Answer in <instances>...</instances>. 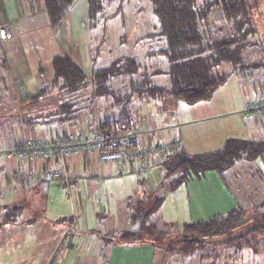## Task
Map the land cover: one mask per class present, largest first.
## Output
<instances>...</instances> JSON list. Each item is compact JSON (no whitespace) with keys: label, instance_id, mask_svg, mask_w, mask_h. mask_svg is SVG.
Masks as SVG:
<instances>
[{"label":"trees","instance_id":"16d2710c","mask_svg":"<svg viewBox=\"0 0 264 264\" xmlns=\"http://www.w3.org/2000/svg\"><path fill=\"white\" fill-rule=\"evenodd\" d=\"M76 1L31 0L30 4L44 11L49 26L57 29ZM123 1L85 0L83 23L89 32V69L66 52L52 57L49 75L39 66V90L21 103L23 124L93 120L100 134L105 135L113 132L116 120L131 119L135 123L132 115L139 100L162 101L169 96L193 104L209 99L233 73L241 71L243 75H252L253 69L264 67L262 14L258 9L261 1L264 5V0H149L157 28L143 36H157L164 44L145 53L166 58L168 86L152 83L147 66L129 53L117 54L107 65H100L98 59L107 40V22L117 15L123 18ZM113 4H116L114 12L107 13L105 9ZM99 27L100 33H93ZM252 49L260 50L255 53L260 54L258 60L244 57L255 56ZM10 94L4 64L0 61V103L8 100ZM103 107L119 108L121 117L98 119ZM178 143L174 153L165 155L159 164L161 187L145 196V200L131 205L132 228L122 231L117 240L163 246L159 241L169 237L164 250L174 251V257L181 256L178 264L189 261L192 264H231L230 258L235 253H222L223 247L264 248V212L258 211L264 206V198L254 203L253 217H247L245 208L237 203L223 213L185 221L180 227H171L173 223L161 225L155 218L167 193L180 185L201 180L208 171H215L223 183L233 189L226 172L241 160H260L264 165V138L229 137L218 148L195 153L182 148L181 141ZM131 163L137 162L131 160L128 165ZM149 165L145 163V167ZM257 169L254 172L264 181L262 170ZM20 209L19 206L5 208L0 221H14ZM220 244L223 247L219 250Z\"/></svg>","mask_w":264,"mask_h":264},{"label":"crops","instance_id":"0c3cea01","mask_svg":"<svg viewBox=\"0 0 264 264\" xmlns=\"http://www.w3.org/2000/svg\"><path fill=\"white\" fill-rule=\"evenodd\" d=\"M30 3L31 0H0V27H7L11 32L9 39L0 40V61L4 64L16 105L38 92V68L42 66L44 73L50 74L53 56L66 52L86 70L90 63L89 35L83 23L85 0L75 2L57 29L49 26L44 11ZM260 93L262 91L258 89L253 96ZM145 104L144 101L139 103L132 115L136 125L145 133L144 140L154 144L178 137L182 148L189 153L218 148L210 145L221 146L229 137L244 138L249 128L258 126V119H264L258 113L244 116L238 103V107L230 112L233 115L226 125H208L203 130L198 139L205 142V148L199 151L194 150L193 137L183 130L193 121L180 122L186 108L169 107L171 109L166 110L170 114L167 112L168 117L159 125L156 115L163 110H158V105L153 109ZM18 106H13V110L19 113ZM111 115V120L121 117L117 116V111L104 110L98 119L107 120ZM19 116L21 120L20 113ZM208 117L206 123L213 124V117ZM242 118L246 120L245 124ZM66 124L38 122L26 129L22 123L18 140L30 138V130L36 129L43 133L40 140L49 143L61 139L68 129H72L78 138L85 136L87 139L98 131L96 121L87 126L85 122H70L72 128ZM85 128L87 133L84 135ZM224 132L234 134L224 136ZM88 147L90 145L80 154L70 153L63 163L57 155L52 159L30 156L21 160L16 154L6 156L0 153V172L7 179L5 188L0 180V215L7 207L21 208L14 221L0 222V264H169L171 252H166L161 245L117 240L122 231L132 228L129 219L131 205L145 200V196L154 194L161 187L159 163L153 160L142 170L135 163L119 169L111 163H100L92 148ZM62 167L65 168L62 176L66 181L62 178L42 179L37 173L38 169ZM214 178L220 184L221 178L218 175ZM190 184L184 185L187 204L191 202L190 195L199 202L198 208L192 211L189 208L191 220L225 212L241 203L240 200L250 201L248 197H239L234 189L228 188L232 194H227L222 185ZM178 188L167 193L168 196ZM158 214L155 218L160 223ZM69 228L70 242L63 245Z\"/></svg>","mask_w":264,"mask_h":264},{"label":"rangeland","instance_id":"374dc122","mask_svg":"<svg viewBox=\"0 0 264 264\" xmlns=\"http://www.w3.org/2000/svg\"><path fill=\"white\" fill-rule=\"evenodd\" d=\"M263 2L261 1L258 9L261 12V25H260V34L263 37V41L261 46H263V52H264V5H262ZM116 4H113L109 8L105 9L107 13L114 12ZM104 11V12H105ZM123 18L121 19L120 15L115 16L114 18H111L106 25L107 28V40L103 44L102 53L98 59V64L100 65H107L117 54L122 53H129L135 56V58L142 64H145L146 71L150 75V80L154 84H158L161 86H168V76L165 73V70L167 69V60L164 56L155 54L153 56L147 55L145 52L148 49H156L161 47L164 43L163 40L158 38L157 36H150V37H144L143 35L154 32L157 28L156 25V18L154 17L153 13L151 12L149 0H125L123 1ZM125 21V22H124ZM219 21V20H218ZM124 22V24H122ZM103 28V27H102ZM101 28L99 27L97 31H93V33H100ZM87 33L89 34L88 30ZM143 36V37H142ZM121 39V40H119ZM93 42H96L95 40ZM260 52V50L252 49V54ZM255 59L258 60L259 56H251L250 54H247L244 57L246 59ZM246 61V60H245ZM44 71V69H43ZM261 73L260 75L257 73ZM49 75V74H48ZM260 89L262 93L260 95L253 96V92ZM214 94L207 100H201L196 101L193 104H187L181 100H173L169 96H165L164 99L158 100V101H144L145 107H152L155 109L154 105H158V110H163V112L158 113L156 115V122L157 124L161 125L163 124L162 119L168 117L169 111L166 109H171L169 107L177 106V109H183L186 108V111L182 114L183 118L180 120V122H189L193 121L190 124H186L183 128L184 132L189 134L190 137H193L194 142L192 145L196 146L194 147V150H202V148H205L204 143L200 142V139H198L200 136H202L201 133H203V130L208 125H217V127H220L221 124L228 123V120H231L233 112L237 107L238 103L240 104V108L242 109L241 114L244 116L247 115H253L254 113H258L261 117L264 116V98L263 92H264V67L255 68L252 71V75H243L241 71H237L233 73L230 78L219 88L215 90ZM12 93L10 94V98L7 100L5 99L2 103H0V153L2 155L11 156V155H18L21 160L28 159L30 156H34L37 159H48L51 158L53 155H57L61 161V163L65 162L66 157L70 153H78L80 154L81 150L85 148L86 146L90 145L92 146L91 142L87 137L83 136L82 138H78L73 133L72 129H68V131H65L61 137V139H58L56 141L63 140L65 136H73L72 143L77 144H83V146H77V147H68L69 149H66L64 152H60V150L55 147L56 141L45 142L40 140L42 136H40L39 129L36 130H30V138H25L24 140L19 141L18 135H20V130L23 127L19 113H21V103L23 100L16 105L15 102H13V98L11 97ZM253 97V98H252ZM143 102V100H139L138 104ZM176 103V104H175ZM13 106L19 107V113L17 110H13ZM247 108H250V110H247ZM114 111H117V116L120 115V112L117 107L111 108ZM101 112L104 110L109 111L110 109L108 107L100 108ZM102 114V113H101ZM99 114V116L101 115ZM170 114V112H169ZM231 116V117H225V116ZM209 116V117H208ZM213 117L211 120L214 121L213 124L206 123V118ZM235 117V116H234ZM99 118V117H98ZM113 116H109V120H111ZM216 119V120H215ZM243 123H246V120L242 118ZM98 120V119H97ZM251 121V120H250ZM71 121H67L66 126L68 128L71 127L70 125ZM87 123V125L92 124L93 120L90 122L82 121ZM81 122V123H82ZM253 122V121H252ZM54 123V122H53ZM65 123V122H64ZM226 125V124H225ZM248 125V124H247ZM26 129H29L30 125L24 126ZM72 128V127H71ZM135 129L137 131L143 132L139 129V127L135 123ZM43 131V130H42ZM84 135L87 133V129L84 130ZM45 132V130H44ZM230 132V131H228ZM224 132V136H227L228 134H234V133H228ZM101 132L96 131L92 135V139L96 138L98 134ZM144 135L142 137V141L148 144L144 140ZM17 136V137H16ZM94 137V138H93ZM17 138V139H16ZM244 138H251V139H260L264 138V119L259 120L258 119V126L254 128H249L246 136ZM15 140H17V145L15 144ZM173 140L175 142L181 141L178 137H174ZM89 143L88 145H86ZM47 145L52 147L50 152H33L30 151V153L23 152L26 146H32V145ZM154 144H148L155 145ZM15 145V146H14ZM86 145V146H84ZM13 146V147H11ZM212 148L214 147H220L219 144L210 145ZM80 147V148H79ZM71 148V149H70ZM92 148L93 153L96 154L97 160L102 164H108L109 162L108 158H104L107 160H99L98 159V152H96L95 148ZM177 146H174V150L172 154L174 153ZM52 159V158H51ZM162 159H165L164 157ZM153 160L149 158V163H151ZM157 163H161L160 161H157ZM114 164V163H111ZM137 167H140L141 170L145 169L147 167L139 166L136 163ZM253 165V166H252ZM64 167V164H63ZM43 168L38 169L37 173L42 179H55V178H62L63 174L65 172V168ZM255 167V168H253ZM264 165L260 160H256L255 162L251 161H245L241 160L239 161L233 168L228 170L226 172L228 181L230 186L236 191L239 197L245 199L251 197L250 201H244L241 202L242 206L245 208L246 216L247 217H253V212H255L254 203L262 198H264V181L262 179V176L258 172H254V169L260 168L264 174ZM118 168V167H117ZM258 170V169H257ZM251 172V173H250ZM214 175V176H213ZM217 176V173L215 171H208L205 173L204 177L197 182H190L191 185L196 186H203V185H222L223 190L227 194H232L231 191H229L228 186H226L222 180L217 181L214 177ZM220 179V178H219ZM0 180L2 187L5 188L7 185V179L3 178L0 172ZM66 181V179H63ZM189 186V187H190ZM184 185H180L178 190L172 195L167 194L161 208L160 213L158 214V220L162 224H171V227L178 226L180 227L183 222L189 221L192 218V215H190V210H194L199 207V202L194 200L193 195H190V203L187 204V199L185 196V189ZM183 188V189H182ZM220 211V210H219ZM259 212H264V206L258 208ZM223 213L224 211H220ZM1 222V221H0ZM3 223V222H2ZM70 228L66 231L65 236L63 238V241L61 244L66 245L69 244L70 240L68 239L70 237ZM169 240V237H166L159 241L160 244L163 242L164 244L167 243ZM163 247H166L164 246ZM215 244V242H213ZM222 245L220 244L218 246L219 250L222 249ZM209 248V247H207ZM256 250V251H255ZM4 252V250L2 251ZM170 258H168L169 264H178L182 261L181 256H175L174 257V251H170ZM203 252L206 253L205 249H203ZM222 253H235L230 258L231 264H264V248H242L239 249L238 247H223ZM223 261V260H222ZM227 262V261H226ZM228 263V262H227Z\"/></svg>","mask_w":264,"mask_h":264},{"label":"built area","instance_id":"2783aa9c","mask_svg":"<svg viewBox=\"0 0 264 264\" xmlns=\"http://www.w3.org/2000/svg\"><path fill=\"white\" fill-rule=\"evenodd\" d=\"M10 37V30L7 27H0V40H7ZM143 134L144 132L135 129V123L131 119L116 120L113 124V132L105 133V135L98 134L96 138L93 137L90 147L96 149L99 160H107L104 158H108L109 162L114 163L119 169H125L131 160L136 161L142 167H145V163L149 162V158L156 162L160 161L165 155H171L174 146L179 144V141L172 140L171 142L148 146L142 141ZM72 140L75 141L73 136H65L63 140L56 141L54 144L60 152L69 149L68 147L83 146L84 144L72 143ZM51 149L49 144L30 145L26 146L23 152L49 153Z\"/></svg>","mask_w":264,"mask_h":264}]
</instances>
